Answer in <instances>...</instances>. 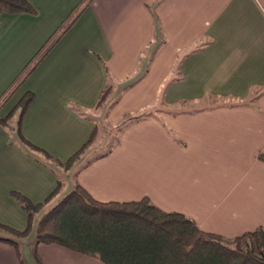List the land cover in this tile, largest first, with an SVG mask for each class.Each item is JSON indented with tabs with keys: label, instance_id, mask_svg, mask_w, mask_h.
<instances>
[{
	"label": "crops",
	"instance_id": "obj_1",
	"mask_svg": "<svg viewBox=\"0 0 264 264\" xmlns=\"http://www.w3.org/2000/svg\"><path fill=\"white\" fill-rule=\"evenodd\" d=\"M28 1L36 14L0 15V118L31 93L22 136L63 164L96 140L97 113L121 127L108 151L93 142L66 169L26 146L15 121L0 125L1 225L28 227L14 193L50 199L36 230L80 185L104 203L148 198L227 238L264 231V0ZM0 232V264H22L3 239L27 238ZM38 255L103 264L54 244Z\"/></svg>",
	"mask_w": 264,
	"mask_h": 264
},
{
	"label": "trees",
	"instance_id": "obj_2",
	"mask_svg": "<svg viewBox=\"0 0 264 264\" xmlns=\"http://www.w3.org/2000/svg\"><path fill=\"white\" fill-rule=\"evenodd\" d=\"M5 13L36 14V10L28 0H0V15ZM108 95L110 88L103 92L100 103L105 102ZM32 100L33 95L28 93L9 117L0 118V125L11 128L15 121L17 134L26 146L43 153L56 165L70 169L95 141L94 135L67 163L59 162L22 136L21 117ZM16 110L20 112L17 114ZM259 159L264 162V153L259 154ZM59 190L60 187L54 194ZM14 196L28 213V227L19 232L0 224V229L17 238H27L35 218L50 199L33 204L21 194L14 193ZM3 240L19 248L17 241ZM42 244L94 255L103 264H264V231L261 228L227 238L201 230L193 219L183 214L161 210L148 198L137 202L104 203L95 200L80 185L40 217L32 247L36 264H43L38 255ZM21 263L26 264L22 257Z\"/></svg>",
	"mask_w": 264,
	"mask_h": 264
},
{
	"label": "rangeland",
	"instance_id": "obj_3",
	"mask_svg": "<svg viewBox=\"0 0 264 264\" xmlns=\"http://www.w3.org/2000/svg\"><path fill=\"white\" fill-rule=\"evenodd\" d=\"M107 99H109V97ZM163 110L165 111V108L159 107L158 111H163ZM150 111L154 112V109ZM95 117H97V119L100 121V124H99V129H97V133H96L97 135H96V140L94 141L95 142L94 144L97 145L99 141L100 146L102 147L100 151L102 152L108 151L111 148V146H113L119 139V130H120L121 124L117 126H111V124L107 121L105 117L104 111L97 113ZM35 223L36 222L34 221L33 226H35ZM1 234L2 233L0 232V235ZM34 234H35V227H33L31 234L29 235V237H27V241L24 242L25 244L21 245L20 243L21 247L19 248L21 250V253L23 255V258L26 264H36L34 262L32 252H31V248H32L31 245L34 242Z\"/></svg>",
	"mask_w": 264,
	"mask_h": 264
}]
</instances>
